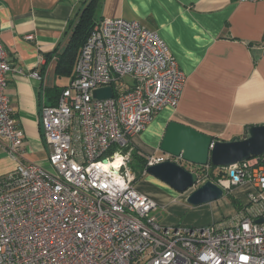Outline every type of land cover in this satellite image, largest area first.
<instances>
[{"label":"built area","instance_id":"2783aa9c","mask_svg":"<svg viewBox=\"0 0 264 264\" xmlns=\"http://www.w3.org/2000/svg\"><path fill=\"white\" fill-rule=\"evenodd\" d=\"M17 71L0 41V140L13 157L26 140L7 94ZM75 71L56 104L40 110L48 166L19 164L0 177V264H264V156L218 168L227 172L214 182L224 196L249 187L229 223L167 227L151 216L158 203L135 189L133 140L178 107L187 81L159 34L138 21L103 19ZM29 77L42 81L38 71ZM106 88L112 98L95 100ZM148 160L147 168L159 163ZM211 168L192 172L191 192L211 181Z\"/></svg>","mask_w":264,"mask_h":264},{"label":"crops","instance_id":"0c3cea01","mask_svg":"<svg viewBox=\"0 0 264 264\" xmlns=\"http://www.w3.org/2000/svg\"><path fill=\"white\" fill-rule=\"evenodd\" d=\"M83 1L0 0V41L10 64L21 70L8 75L7 94L26 136L17 157L0 140V177L19 164L48 166L40 110L43 104H56L59 94L54 95V89L70 85L60 84L67 78L55 74L58 58L53 53L63 48L68 26ZM97 18L138 21L157 32L186 77L178 107L164 109L147 129L154 127L159 149L171 122L226 142L244 138L249 126L264 124V2L102 0ZM34 71L42 81L29 77ZM141 137L133 140L134 147L154 157ZM248 190V186L235 190V197L245 204ZM143 194L155 200L154 193Z\"/></svg>","mask_w":264,"mask_h":264},{"label":"water","instance_id":"95a60500","mask_svg":"<svg viewBox=\"0 0 264 264\" xmlns=\"http://www.w3.org/2000/svg\"><path fill=\"white\" fill-rule=\"evenodd\" d=\"M112 96L110 88L94 91L95 100H106ZM160 150L170 159L149 166L146 173L178 193L186 194L195 184V175L176 160L198 167L211 165L226 169L262 157L264 156V124L249 126L244 138H235L226 142L218 141L189 126L171 122L162 138ZM223 197V189L214 182L208 181L187 197V203L198 207L220 201ZM257 222L262 223L263 220Z\"/></svg>","mask_w":264,"mask_h":264},{"label":"rangeland","instance_id":"374dc122","mask_svg":"<svg viewBox=\"0 0 264 264\" xmlns=\"http://www.w3.org/2000/svg\"><path fill=\"white\" fill-rule=\"evenodd\" d=\"M60 84L62 86L69 85L70 80L60 79ZM141 136V141L148 147L146 150L153 151L155 158L163 161L170 159L168 155L159 149L154 127H151L146 134ZM132 147L136 150L133 145ZM142 155L147 156L146 153ZM182 165L191 172L197 173L201 169V167L188 163H182ZM135 189L142 193H154V198L159 208L151 216H155L165 226L174 228L202 229L220 221L229 223L240 209L232 205L230 197L237 199L241 207L244 204L243 200L236 198L235 194H231L229 196L225 195L220 201L193 207L187 203V197L193 192L189 191L186 194H180L147 173L143 176L139 175L135 183Z\"/></svg>","mask_w":264,"mask_h":264},{"label":"trees","instance_id":"16d2710c","mask_svg":"<svg viewBox=\"0 0 264 264\" xmlns=\"http://www.w3.org/2000/svg\"><path fill=\"white\" fill-rule=\"evenodd\" d=\"M102 0H84L82 7L75 16L73 22L68 26L66 33V42L63 48H58L54 51L58 58L55 74L59 78H67L72 82L76 78V64L81 54L83 47L86 45L92 31L99 23L97 13ZM64 88L54 89L53 94L58 95L64 90ZM55 104V103H53ZM134 150V149H133ZM140 153V154H139ZM137 148L132 153L131 169L136 174L137 179L139 175L143 176L148 166V157L142 155ZM227 172L212 166L210 180L218 182L219 179L225 178ZM230 201L233 206L242 209L240 202L234 197H230ZM239 209V210H240Z\"/></svg>","mask_w":264,"mask_h":264},{"label":"flooded vegetation","instance_id":"af4514ba","mask_svg":"<svg viewBox=\"0 0 264 264\" xmlns=\"http://www.w3.org/2000/svg\"><path fill=\"white\" fill-rule=\"evenodd\" d=\"M183 164L185 163V162H182Z\"/></svg>","mask_w":264,"mask_h":264},{"label":"bare ground","instance_id":"6f19581e","mask_svg":"<svg viewBox=\"0 0 264 264\" xmlns=\"http://www.w3.org/2000/svg\"><path fill=\"white\" fill-rule=\"evenodd\" d=\"M184 167V166H183Z\"/></svg>","mask_w":264,"mask_h":264}]
</instances>
